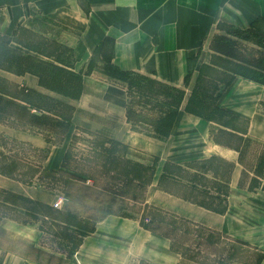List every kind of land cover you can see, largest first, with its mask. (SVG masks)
Returning a JSON list of instances; mask_svg holds the SVG:
<instances>
[{"label": "crops", "instance_id": "0c3cea01", "mask_svg": "<svg viewBox=\"0 0 264 264\" xmlns=\"http://www.w3.org/2000/svg\"><path fill=\"white\" fill-rule=\"evenodd\" d=\"M223 26L263 35L264 0H0V40H5L6 46L46 63L54 61L20 44L26 40L20 38V31L68 47L75 59L72 73L83 77L80 98L71 100L42 87L34 74L20 76L0 69V78L73 109L69 128L60 141L49 142L47 137L53 138V132L30 125L19 128L0 123V134L44 152L36 175L63 170L65 155L79 130L119 142L125 145L126 159L154 169L145 204L215 230L223 240L252 248L262 255L259 264H264V153L255 155L251 149L255 145L264 150V85L236 77L217 101L219 108L245 123L244 131L234 126L221 128L185 110L199 76L189 64L195 58L201 65L211 63L212 41L218 33L223 34ZM101 46L109 52L112 48V62L119 70L185 91L168 138L133 130L127 119V83L103 70ZM97 52L98 61L91 69ZM46 115L52 117L37 108L29 113L30 119ZM4 148L0 146V150ZM209 159L233 165L223 214L176 193L182 191L178 185L201 189L176 175L177 168L193 174L196 171L185 165ZM207 177L211 179L212 174ZM35 185L23 186L0 174L2 190L65 209L94 224L68 264H182L183 258L173 251L171 241L149 231L139 219L101 215L89 205L73 203ZM42 227V219L32 224L11 215L1 218L0 264H49L48 249L41 243Z\"/></svg>", "mask_w": 264, "mask_h": 264}, {"label": "trees", "instance_id": "16d2710c", "mask_svg": "<svg viewBox=\"0 0 264 264\" xmlns=\"http://www.w3.org/2000/svg\"><path fill=\"white\" fill-rule=\"evenodd\" d=\"M17 34L19 33L17 32ZM19 36L20 38L26 39L25 41H20V44H23L27 50L41 54L52 59L54 62L46 63L43 60L8 46L5 47L6 51H4L7 55L0 52V69L20 76L34 74L39 78L42 87L57 92L71 100H78L82 93L83 77L72 73L75 60L72 50L42 38L37 41V37L33 35L32 38V35L25 31H20ZM233 36L243 42L257 45L260 48V50L256 52L257 58L249 60L243 57L239 51L240 44L236 40L228 39L221 35L215 36V38H213V45L224 59L221 60V64H214L211 62L208 65H201L202 67L198 70L199 76L196 86L187 99L185 110L221 128L234 126L239 129V131H244L245 129H243V126L239 127L237 124L241 119L231 112L219 108L217 101L225 88H227L236 77H241L264 85V34L260 35L252 30H238V33ZM108 43H110L111 46L113 45V41L109 40ZM97 55L98 52L95 54V58H93L90 64L91 69L95 67L98 61ZM99 56L101 57L104 71L127 83V97L129 100L127 104V119L133 130L137 132L150 131L157 138H168L180 107L185 100V91L139 74L119 70L112 62V48H110L109 52L108 47L104 50V47L101 46L99 49ZM214 66L223 69L228 72V74H222V77L218 76L215 81L207 78V74L214 72L210 69ZM0 81L3 83V85L0 86V123L9 124L10 126L21 124L11 122V117H8V115H10L9 111L11 112L14 109V111L20 112V118L29 115L30 110L33 108H37L45 112V114L51 115L47 107V102L45 101H49V103L57 106H63L71 112L73 111V109L65 103L32 92L26 88H19L5 79L1 78ZM42 99L44 101H40ZM10 107L14 108L9 109ZM148 108H152L153 111L150 112ZM148 112L152 114L149 115L147 114ZM55 116L58 115L52 114L53 118H55ZM46 117L50 116L46 115L38 120L31 121L29 116L28 124L52 132L48 127L42 125L43 122L46 121ZM37 118L38 117H34V119ZM58 118L60 119H55L59 125L62 123L65 124L64 130L66 133L69 128L71 113L69 116H58ZM29 125L17 127L28 128ZM81 132L90 135L92 138L103 139L100 151L103 148L104 153L107 155L105 165L109 164L110 169L114 170V172L117 170L115 174L120 176V182L124 185L121 188H116L115 192L121 196L131 194L129 196L134 200L145 204V194L148 186L152 182L154 169L126 159L125 156H123L125 145L91 135V133L89 134L85 130ZM47 138L50 137L48 136ZM4 139L8 140V137L0 134V140H2L0 146H5L3 142ZM51 141L52 140H49V142ZM118 149L121 150V155L119 157L120 161L117 160L118 157H116ZM100 151L97 149L94 154L97 156ZM70 157V150H68L64 158L63 168L67 169L66 167ZM185 166L195 170L196 173L192 174L183 167H179L177 168L178 172L176 175L188 182L197 184L201 189L183 187L176 184L182 189V191L176 190V193L207 210L223 214L226 211V197L229 191V182L233 171V165L221 159H209L193 162ZM71 171H73L70 176L72 179H76L77 176L82 175H78L76 170ZM0 174L11 177L9 173L0 172ZM209 174H212L211 179L207 177ZM82 176L88 178V176L91 175L84 174ZM5 194H7L10 199L11 195L9 192H5ZM6 201L7 200H3L4 203L0 204L1 209H5V206L9 207V205L12 204L10 200L9 203H6ZM144 207L151 211L142 217L143 220L140 219L141 224L149 231L169 239L173 251L181 255L182 258L185 257V250H189L188 248H190L187 245L189 240L194 241L196 247L201 246V240H205L206 243L211 241L212 233L208 231L207 228L205 229V227L201 225L192 223L172 213H166L161 209L149 207L148 204H145ZM0 215L1 218H4L8 213L4 214L0 211ZM121 216L129 217L126 215ZM146 219L149 220L148 224L145 223ZM240 245L243 246L242 243ZM233 252L239 253L235 248ZM241 258L242 256L240 255L239 260ZM261 259L262 255H259L256 264H259ZM219 264L223 263L219 262Z\"/></svg>", "mask_w": 264, "mask_h": 264}, {"label": "rangeland", "instance_id": "374dc122", "mask_svg": "<svg viewBox=\"0 0 264 264\" xmlns=\"http://www.w3.org/2000/svg\"><path fill=\"white\" fill-rule=\"evenodd\" d=\"M220 30L223 31V34L218 33L215 36L221 35L228 39L236 40L240 44L239 51L243 57L249 60L254 59L257 54L256 52L259 50L252 47L249 42H243L242 40L236 39L233 35L238 33V30L231 29L226 26L220 27ZM39 40L40 37L37 41ZM5 44V40H0V52L7 55L4 53V51H6L5 47H8ZM211 50L213 51V58L211 62L214 64H221V60L224 58L215 49L213 41ZM201 67L200 60L196 58L191 60V70L198 71ZM210 69L214 72L207 74V78L214 81L218 78V76L222 77V74H228V72L217 68V66L211 67ZM2 85L3 83L0 81V86ZM40 101L44 100L42 99ZM45 102H47V107L49 108L51 114L69 116L71 113L70 110L64 108L63 106L54 105L49 103V101ZM11 108L14 107H10L9 109ZM14 110L11 112L9 111L10 115H8V117H11V122L21 123L19 125L15 124L20 127L29 125V115L26 117L23 116V119L20 118V112ZM148 110L150 112L153 111L152 108H148ZM150 112L147 114L151 115L152 113ZM40 118H31L30 120L35 121ZM45 120L46 121L43 122L42 125L48 127V129L54 132V135L56 136H53V138L50 136L48 139L52 140V142H56L58 139H61L65 134V124L62 123L59 125L56 119L51 117H46ZM237 124L239 127L244 125L241 121ZM81 131L82 130H79L76 134H74L71 142L69 148L71 157L67 163V169L63 168V170H60L57 173L43 172L41 175L36 174L40 171L39 165L42 162L41 159L44 156V152L31 148L28 145H24L11 138H8V140L4 139V151L0 150V172L9 173L11 177L4 176L6 178L16 180V182H19V184L21 183L23 186H31L36 183V185L40 188H44L45 190L48 189V191H52V193L56 192L55 194H57V196L59 195L71 199V202L74 201L80 204L89 205L96 211L100 212L101 215L114 213L143 220L142 217L147 215L151 210L145 208V204H142L129 196L131 194L121 196L115 192L116 188H121L124 185L120 182V176L115 174L117 170L114 172V170L110 169L109 164L105 165L107 155L104 153L103 148L100 151L103 139L92 138L90 135ZM1 142L2 140H0V143ZM97 149L100 152H98V155L96 156L94 153ZM251 149L252 153H255V155L258 153H264L262 148L255 145L251 146ZM119 150L120 149L117 150L116 154V157H118L117 160H119L121 155V150ZM249 157V162H251V154ZM71 170H76L78 175L89 174L91 176H88L87 178L81 175L76 178L78 182L70 181L72 179V177L70 178L71 172H73ZM69 182L76 185L69 187ZM91 186L96 190H94V188L92 189ZM5 192H9L11 195L10 199ZM3 200H7L6 203H9L10 200V202H12L10 205H13V207L10 205L9 207L5 206V209L0 208L2 213H8L7 216L11 215L13 218L18 219L23 223L29 222L33 224L40 219L43 220L44 227H42L41 231H43L44 234L42 235L41 243L48 249L49 256L47 260L49 264H68L72 252L76 250L75 248L77 245L83 240L85 235L94 229V224L89 220L72 216L69 212H66L65 209L60 210L47 205L45 206L39 202H34L28 199L26 195L16 194L13 191H5L0 188V204L4 203ZM62 200L63 199L61 198L60 201ZM42 217L49 218L48 220H45ZM148 222L149 220L146 219L145 223L148 224ZM207 230L212 233V238L210 239L211 241L206 243L205 240H201V246L196 247V243L189 240L187 245L190 248H188L189 250H185V257L182 262L183 264H219V262H222L223 264H256L259 254L254 252L252 248L243 247L239 244H233L230 240L221 239V235L215 230L209 228ZM234 248L237 249L239 253L233 252ZM240 255L242 258L239 260ZM35 258H39L38 255H35Z\"/></svg>", "mask_w": 264, "mask_h": 264}, {"label": "built area", "instance_id": "2783aa9c", "mask_svg": "<svg viewBox=\"0 0 264 264\" xmlns=\"http://www.w3.org/2000/svg\"><path fill=\"white\" fill-rule=\"evenodd\" d=\"M55 206H56V207H59V203H57Z\"/></svg>", "mask_w": 264, "mask_h": 264}]
</instances>
